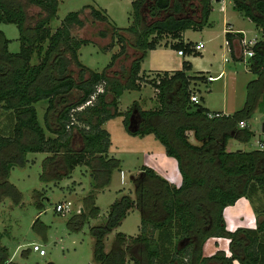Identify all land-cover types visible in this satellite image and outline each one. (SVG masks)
<instances>
[{
  "label": "trees",
  "instance_id": "trees-1",
  "mask_svg": "<svg viewBox=\"0 0 264 264\" xmlns=\"http://www.w3.org/2000/svg\"><path fill=\"white\" fill-rule=\"evenodd\" d=\"M213 1L134 0L126 29L117 28L105 10L85 7L68 13L52 32L49 24L59 0H0V24L14 25L19 42V51L9 53L10 41L0 31V111L14 120L11 134H0V203L4 198L19 203L20 194L8 182V175L14 166L24 164L27 154L50 155L43 163L42 181L58 183L69 179L77 167H86L93 185L83 200V212L68 221L71 231H80L87 219L99 216L96 195L108 186L112 172L120 169V162L107 155L110 135L102 126L122 118L128 135H151L160 143L165 155L175 160L181 184L175 187L151 168L141 167L132 179L134 199L119 196L108 207L104 224L89 228L94 240L93 264H264V220L255 229L228 232L223 217L227 207L252 196L254 188L264 187V149H226L232 139L250 140L251 132L238 124L245 122L251 106L264 95V0H231L232 9L261 34L247 62L256 79L247 87L243 112L211 113L190 102L192 86L209 81L203 74L188 75L192 65L187 61L179 71L155 73L156 80L140 76L142 62L163 37L177 41L172 48L185 56L200 55L192 50L191 42H182V34L208 25ZM31 7L39 13L29 20ZM85 9L93 22L106 24L98 37L109 36L110 46L114 42L119 46L101 73L85 67L78 58L81 47L90 43L77 39L72 29L83 28ZM224 38L232 59L242 61L234 54L242 45V34L226 32ZM128 49L134 54L129 55ZM33 59L37 63L32 64ZM143 83L154 88L155 107L143 111L133 104L119 112L123 93L140 91ZM41 101L48 104L44 127L34 108ZM188 133L197 146L190 143ZM76 142L79 149L73 148ZM133 210L140 213L139 234H115L107 251L106 238ZM210 239L228 240L231 256L216 251L204 257L202 249ZM128 240L131 244L126 246ZM0 264H17L1 244Z\"/></svg>",
  "mask_w": 264,
  "mask_h": 264
},
{
  "label": "rangeland",
  "instance_id": "rangeland-1",
  "mask_svg": "<svg viewBox=\"0 0 264 264\" xmlns=\"http://www.w3.org/2000/svg\"><path fill=\"white\" fill-rule=\"evenodd\" d=\"M132 1L59 0L56 16L50 22L49 27L54 32L68 13L81 11L85 7H94L105 10L110 21L117 28L126 29L131 22ZM222 6H224V12L221 11ZM38 13L37 8H29L27 10L28 19L36 18ZM81 19L84 20L83 28L74 27L72 34L77 39L87 40L90 44L79 50V61L90 70L101 73L110 62L111 56L119 51V46L115 42L110 46L109 36L104 39L98 37L97 33L106 29V24L93 22L89 16V9L84 10V16H81ZM208 22L210 27H206L202 32L187 31L184 38L187 43L203 44L202 51L199 52L203 57L200 55L198 57L189 56L192 63L189 75L211 76L210 83H196L192 86L193 95L198 97L196 92L200 93L199 96L203 100L199 99V104L210 112L224 115L241 113L245 110L248 100L247 87L250 82L256 79V76L248 71L249 58L244 54L251 51V47L244 44L241 47H236L235 57L242 58V61L233 60L224 45L223 30L230 27L227 24H231L233 30L244 32L245 39L251 42L259 41L261 34L255 30L251 22L242 18L232 9L229 0H225L223 4L215 0L212 2V11ZM0 31L10 41L7 47L8 52L17 53L19 51L17 28L12 24H0ZM165 38L168 39V37ZM127 52L129 55L134 54L131 49H128ZM149 53L143 67L146 71L150 68H159V65L149 64ZM157 55L162 57L163 64L167 68L173 65L175 68L179 67V61L182 60L177 56V51H172L170 47L163 49ZM185 60L188 59L185 57ZM35 63L37 61L33 59L32 64ZM128 64L129 61L124 63L126 67ZM142 76L149 81L157 79L155 73ZM142 86L144 88L140 92L125 91L123 93L119 99L120 112H125L133 104H137L141 110L155 107V95L152 87L144 83ZM47 105L46 101L34 105L41 127H44V114ZM8 117L7 113L0 111V134H11L14 120L12 121ZM244 123L252 134L250 140L248 142L230 140L226 146L228 152H252L264 149V95L259 96L257 103L255 101L251 106L250 113ZM103 129L110 134L112 143L108 150V156L120 162V169L112 172L108 186L96 195L94 206L99 209V216L96 219H87L78 232L70 230L68 221L78 215L77 212L81 214L80 210L83 212V200L93 185L89 176L90 171L86 167H77L69 179H63L58 183L50 180L42 181L43 163L50 155L35 153L27 154L22 166L16 165L10 170L8 182L20 194V201L18 204H14L9 198H4L0 203V234L2 235L0 244L7 249L9 256L12 257L11 260L15 263L93 264L94 240L89 234V228L104 224L108 207L119 196L127 195L134 199L132 179L137 176L141 167L153 168L156 166L158 171L160 169L161 177H166L169 182L174 184L175 182L180 183L181 176L174 159L170 160L171 164H164L160 162L158 156L152 158L151 155H148L151 152L155 155V151L158 149L164 153L163 147L153 136L142 139L143 137L128 135L122 126V118L107 121ZM131 129H137V124L133 123ZM188 136L191 138L189 133ZM191 144L198 145L194 139L191 140ZM73 148L79 149L80 143H74ZM175 186L179 187L180 185ZM256 191L257 189L254 188L252 196L240 199L234 206H229L224 210L223 217L228 232H234L238 228L255 229L264 220V187ZM67 202L72 204L71 212L66 214L55 212L54 208L57 205ZM139 223L140 213L136 210L131 211L121 226L106 238V250L110 249L117 233L136 237L139 234ZM262 238L264 240V234ZM130 244L131 240H128L126 246ZM33 245L43 249L46 256L43 258L39 257L37 253H33ZM216 251H222L226 257H230L229 241L210 239L204 245L202 254L204 257H209ZM234 263L239 264L237 261H233L232 264Z\"/></svg>",
  "mask_w": 264,
  "mask_h": 264
},
{
  "label": "crops",
  "instance_id": "crops-1",
  "mask_svg": "<svg viewBox=\"0 0 264 264\" xmlns=\"http://www.w3.org/2000/svg\"><path fill=\"white\" fill-rule=\"evenodd\" d=\"M134 1V0H133ZM132 1V2H133ZM230 2H231V0H229ZM131 2V3H132ZM218 2V1H217ZM223 2H225V0H220L218 3H221V4H223ZM231 5H232V2H231ZM224 6H222L221 7V11L222 12H224ZM107 14V13H106ZM242 17V16H241ZM243 18V17H242ZM245 19V18H244ZM247 20V19H246ZM249 21V20H248ZM250 22V21H249ZM227 25H229L230 27H226L224 30H223V34L225 35V33L226 32H230V33H232V34H236V33H240L241 31L240 30H233V26L231 25V24H227ZM211 25H210V23L208 22V25L206 26V27H210ZM206 27H204L201 31H198V32H202ZM193 32V31H192ZM187 33V31L186 32H184L183 34H182V42L183 43H187V42H185L184 41V38H185V34ZM241 34H242V36H243V41H242V44H244L245 46H250L251 47V45H254L255 43H257L258 41H253V42H251V41H247L246 39H245V33L244 32H241ZM225 39V38H224ZM261 40V39H260ZM259 40V41H260ZM175 43H177V41H175V40H171V39H166L165 37H163V39L160 41V43H159V46H157L156 47V49L155 50H152L150 53H149V64L150 65H159V68H150L148 71H146L143 67H144V64L146 63V60H144L143 62H142V64H141V69H140V76H142L143 74H151V73H163V72H168V73H173V72H176V71H179V70H181V66H182V62L183 61H187V62H189L191 65H192V63H191V60L189 59V56H184V57H181V61H179V67H177V68H175V65H173V66H171L170 68L168 67L167 68V66H164V64H163V62H164V60L162 59V57L160 56V55H157V53H159V52H161L163 49H167L168 47H170V49L172 50V51H176L175 49H173L172 48V45H174ZM192 43V42H191ZM193 44V46H195L196 44H194V43H192ZM202 44V43H201ZM224 45H225V47L227 48V52H229V54H230V50H229V48H228V45H227V43H226V41L224 42ZM202 48H203V44H202ZM201 51H202V49H201ZM200 54V53H199ZM185 57H186V59H188V60H185ZM200 57H203V55H200ZM178 61V60H177ZM166 65H167V63H165ZM178 68H180V69H178ZM178 69V70H177ZM190 73V72H189ZM189 73H188V75H189ZM190 76H192V75H190ZM207 77H211V76H207ZM149 80V79H148ZM208 83H210V82H208ZM146 85V84H145ZM149 87H151V86H149ZM142 88H144V86H142L141 87V89ZM153 89V91H154V95H155V90H154V88H152ZM199 90H200V88H199ZM141 91V90H140ZM140 91H138V92H140ZM197 94H198V98L199 99H201V100H203V98H200V93H198V92H196ZM154 95H153V98H154ZM153 98H152V100H153ZM151 104H152V102H151ZM203 107V106H202ZM140 108V107H139ZM129 109V108H128ZM127 109V110H128ZM150 109H152V108H150ZM149 109V110H150ZM118 110H119V107H118ZM126 110V111H127ZM143 110V109H142ZM143 111H147V110H143ZM209 111V110H208ZM120 112V111H119ZM122 113V112H121ZM211 113H213V112H211ZM222 114V113H221ZM104 125H105V123L103 124V126H102V129H103V127H104ZM105 130V129H104ZM106 131V130H105ZM109 134V133H108ZM190 134V136H191V138H189V136H188V138H189V141H190V143H191V140H193L194 138H193V135H192V133H189ZM110 135V134H109ZM151 135H149V136H145V137H143L142 139H148V137H150ZM196 142V141H195ZM197 143V142H196ZM111 140H110V146H111ZM110 146H109V148H110ZM109 148H108V150H109ZM164 154V155H163ZM107 155H108V153H107ZM148 155H151L152 156V158H155V156H158V158H159V160H160V162L161 163H164V164H171V162H170V160H171V158H168L166 155H165V153H162V151H161V149H158L157 151H155V155L153 154V152H151V153H148ZM109 157V156H108ZM145 167H147V166H145ZM148 168H150V167H148ZM157 175H159L160 176V169H159V171H158V168L156 169V166H153V168H151ZM164 170V172H166V173H168L165 169H163ZM162 174V173H161ZM161 177V176H160ZM162 178H164V179H166V177H162ZM167 180V179H166ZM168 181V180H167ZM169 182V181H168ZM171 183V182H170ZM178 182H175V184L174 183H171L172 185H180L181 184V181H180V183L179 184H177ZM175 187H177V186H175ZM237 203V202H236ZM235 203V204H236ZM44 258V257H43ZM12 259V257H10V260ZM12 262H14L13 260H11ZM15 263V262H14ZM18 264V263H17ZM235 264V263H234Z\"/></svg>",
  "mask_w": 264,
  "mask_h": 264
},
{
  "label": "built area",
  "instance_id": "built-area-1",
  "mask_svg": "<svg viewBox=\"0 0 264 264\" xmlns=\"http://www.w3.org/2000/svg\"><path fill=\"white\" fill-rule=\"evenodd\" d=\"M253 45H251L252 47ZM202 49V44L201 43H197L195 46L192 47V50L194 52H197L199 53ZM245 56L247 58H251L253 56V52L252 51H249V52H245L244 53ZM177 56L178 57H184L185 55L181 52V51H177ZM207 80L210 82L211 81V77H207ZM190 102H192L193 104H196L198 105L199 104V98L196 96V95H191L190 97ZM209 117H212L211 115H209ZM239 128L240 129H243L246 127L245 123L244 122H240L238 124ZM55 212L56 213H59V214H66V213H69L72 211V204L70 202H67V203H63V204H59L57 205L55 208H54ZM82 210H80L81 212ZM77 214H79V212H77ZM32 252L33 253H37L39 257H45L46 256V253L43 249H41L39 246L37 245H33L32 246Z\"/></svg>",
  "mask_w": 264,
  "mask_h": 264
},
{
  "label": "water",
  "instance_id": "water-1",
  "mask_svg": "<svg viewBox=\"0 0 264 264\" xmlns=\"http://www.w3.org/2000/svg\"><path fill=\"white\" fill-rule=\"evenodd\" d=\"M81 213H82V211H81Z\"/></svg>",
  "mask_w": 264,
  "mask_h": 264
}]
</instances>
